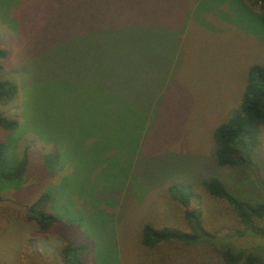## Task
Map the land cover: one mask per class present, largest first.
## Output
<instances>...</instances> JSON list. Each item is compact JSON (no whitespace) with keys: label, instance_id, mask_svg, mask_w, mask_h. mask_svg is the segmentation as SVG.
I'll list each match as a JSON object with an SVG mask.
<instances>
[{"label":"rangeland","instance_id":"rangeland-1","mask_svg":"<svg viewBox=\"0 0 264 264\" xmlns=\"http://www.w3.org/2000/svg\"><path fill=\"white\" fill-rule=\"evenodd\" d=\"M0 171L23 150L18 179L0 177V264H69L63 242L85 244L79 264H220L173 241L140 243L144 223L186 229L202 212L217 245L248 249L241 229L200 180L218 175L264 200V124L250 165L218 166L213 130L237 111L252 65L264 66V23L250 0H0ZM25 148V149H24ZM191 185L185 206L167 191ZM51 197L45 229L27 205ZM34 213V212H33ZM262 222H259L261 224Z\"/></svg>","mask_w":264,"mask_h":264},{"label":"trees","instance_id":"trees-1","mask_svg":"<svg viewBox=\"0 0 264 264\" xmlns=\"http://www.w3.org/2000/svg\"><path fill=\"white\" fill-rule=\"evenodd\" d=\"M257 5L264 23V0H250ZM7 49L0 46V57H5ZM16 93L15 84L0 77V101L11 100ZM16 120L0 116L3 129L13 128ZM264 124V66L252 65L247 72L246 84L239 106L226 121L213 130V156L218 166L250 165L258 148L259 126ZM10 149L0 141V162L3 153ZM25 149V148H24ZM3 155V156H2ZM0 171L4 179H18L26 171L28 165L27 152L23 150ZM203 189L212 197L223 200L230 208L241 229L236 234L250 231L264 234V200H256L240 195L218 175H207L200 180ZM169 194L181 205L185 206L192 196L190 184L173 182L168 186ZM51 197L47 192L39 193L26 207L28 218L32 219L40 229H45L55 216L49 211ZM34 212V213H33ZM182 216L186 229L179 227H156L144 223L140 230V243L151 247L157 242L173 241L183 246L201 247L212 252L220 264H264V245L255 248H236L230 244L217 245L214 234L204 226L202 212L196 208H184ZM259 222H262L259 224ZM85 244L65 241L60 247L63 260L69 264H79V254L84 252ZM202 264V263H201Z\"/></svg>","mask_w":264,"mask_h":264}]
</instances>
